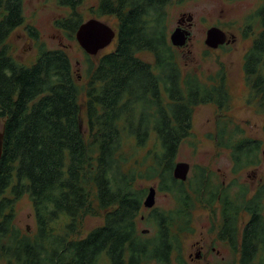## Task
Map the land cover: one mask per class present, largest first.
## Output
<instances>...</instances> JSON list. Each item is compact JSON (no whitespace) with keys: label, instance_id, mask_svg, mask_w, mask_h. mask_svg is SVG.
<instances>
[{"label":"trees","instance_id":"16d2710c","mask_svg":"<svg viewBox=\"0 0 264 264\" xmlns=\"http://www.w3.org/2000/svg\"><path fill=\"white\" fill-rule=\"evenodd\" d=\"M84 1L56 0L69 12L53 24L71 38L84 21ZM172 2L96 0L88 11L95 17H114L115 44L95 55L84 51L85 82L79 84L63 48L39 44L30 65L13 57L8 39L24 23L23 0H0V262L171 264L173 252L178 255L180 249L179 236L192 230L197 202L219 205L217 237L239 251L238 264H264V180L250 193L235 178L224 185L202 171L186 185L188 178L172 175L179 146L191 133L194 107L212 103L222 111L229 103L223 69L208 76L210 83L195 70L182 69L168 37ZM253 15L259 27L243 56V73L250 91L247 103L264 118V0ZM25 29L38 38L35 27L26 24ZM246 29L254 32L251 18ZM231 123L218 112L212 138L215 147L229 151L230 172L237 175L260 164L262 142L239 135L242 129ZM126 138L133 139L128 155ZM141 148H146L143 157L130 165ZM150 179L157 182V190L172 195L174 206L151 210L147 219L155 232L143 238L137 218L148 188L138 181ZM24 194L34 212L33 233L15 224V203ZM92 196L103 211V222L74 238L91 210ZM241 212L248 219L239 232ZM61 216L66 222L56 232L52 224Z\"/></svg>","mask_w":264,"mask_h":264},{"label":"rangeland","instance_id":"374dc122","mask_svg":"<svg viewBox=\"0 0 264 264\" xmlns=\"http://www.w3.org/2000/svg\"><path fill=\"white\" fill-rule=\"evenodd\" d=\"M261 3L262 0H173L168 7L169 38L171 31L177 25V19L182 14L185 17L192 16L190 38L184 46L176 49L182 69L195 70L206 83H210L208 76H215L218 71L223 69L225 84L229 93L228 107L222 111H218L212 103L194 107L191 133L180 144L175 158V163L184 161L190 165L186 185L189 181L196 180L202 171L210 174L209 178L215 183L227 185L234 178L238 182L246 183L250 188V193L264 180V131L262 130L264 118L255 105L247 103L250 91L245 83L243 73V56L259 27L258 19L253 14ZM95 4L96 0H85L80 6L84 21L97 18L115 29L114 17H95L88 11V8ZM68 12L69 10L59 6L56 0H23L24 23L12 32L8 44L13 57L24 65H30L35 60L39 44H43L47 49L63 48L71 59L76 80L79 84H83L86 69L84 50L77 43L75 35L71 38L53 24L55 18L66 16ZM247 18H251L253 33L246 29ZM26 24L32 25L38 31L37 39H32L27 34ZM210 26L221 28L229 36H233L234 41L215 49L210 48L204 42L206 30ZM114 44L115 39L99 53L111 50ZM218 112L232 120L231 127L237 125L242 129L243 133L239 135L261 140L260 164L242 169L237 175L230 172L229 151L215 147L212 138ZM2 125L3 119H0V130ZM124 142L123 147L128 155L133 149V139L126 138ZM145 149L135 150L134 157L128 163L134 166L133 159L137 158L140 161ZM138 184L146 188L155 187L154 205L150 208L143 206L139 213L140 216L137 218L138 231L143 232V238H150L155 232L153 221L147 219L151 210L153 208L168 210L174 206V199L171 194L157 190V182L154 179L139 180ZM97 208L96 201L92 196L91 210L82 217L74 238L83 237L92 228L102 224L103 211ZM191 217L192 230L183 232L179 236L180 249L178 255L177 251L173 252L171 264H180L178 259L184 264H238L239 251L232 249L228 243L217 237V230L221 222L219 205L215 204L210 208L196 202ZM247 219V213L241 212L239 214V232ZM65 222L66 218L61 216L52 224L53 230L56 232L63 231ZM15 224L24 232L33 233L35 230L34 212L31 201L26 194L15 203ZM202 241L205 243L206 259L197 261L198 254L196 253ZM212 246L219 250V254L211 249ZM221 257L223 258L221 259ZM0 264L4 263L0 262ZM100 264H105V261L103 260ZM143 264L156 263L150 260L143 262Z\"/></svg>","mask_w":264,"mask_h":264},{"label":"water","instance_id":"95a60500","mask_svg":"<svg viewBox=\"0 0 264 264\" xmlns=\"http://www.w3.org/2000/svg\"><path fill=\"white\" fill-rule=\"evenodd\" d=\"M191 22L192 16L185 17L182 14L177 19V26L171 31L169 41L175 47H182L188 40L189 31L180 25L183 21ZM115 29L97 18H90L83 21L75 30V39L80 47L89 55H95L100 50L108 46L115 37ZM232 40L227 38L226 32L217 26H210L206 30L204 42L210 48H217L228 44ZM4 132L0 130V157L2 153ZM190 165L188 162L178 161L174 164L172 175L175 179L185 181L188 175ZM155 203V187L150 186L143 200V206L150 208Z\"/></svg>","mask_w":264,"mask_h":264},{"label":"flooded vegetation","instance_id":"af4514ba","mask_svg":"<svg viewBox=\"0 0 264 264\" xmlns=\"http://www.w3.org/2000/svg\"><path fill=\"white\" fill-rule=\"evenodd\" d=\"M178 19H179V18H178ZM191 24H192V21L189 22V21H186V20H185V21H183V22L181 23V25H180L182 28H184L185 30L189 31L188 39L190 38V35H191V32H190ZM176 26H177V25H176ZM176 26H175V27H176ZM226 35H227V38H228L229 34L226 33ZM228 39H231V40H232L231 42L234 41V37H233V36H229ZM204 245H205V243L202 241V242H201V245H199V247H198V250H197V253H196V254H198L197 257H196L197 261H201V260L206 259V250H204ZM211 249L214 250L217 254H219V250L216 249L214 246H212ZM190 257H191V256H190ZM222 258H223V257H221V259H222ZM182 262H183V261H182ZM208 262H209V261H208ZM208 262H207V263H208ZM183 263H184V262H183Z\"/></svg>","mask_w":264,"mask_h":264}]
</instances>
